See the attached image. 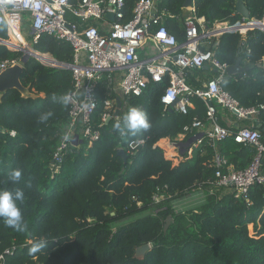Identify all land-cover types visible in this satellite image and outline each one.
Segmentation results:
<instances>
[{
    "label": "trees",
    "instance_id": "16d2710c",
    "mask_svg": "<svg viewBox=\"0 0 264 264\" xmlns=\"http://www.w3.org/2000/svg\"><path fill=\"white\" fill-rule=\"evenodd\" d=\"M185 1L159 2L161 10H168L169 31L179 40L185 34L184 22L179 20L185 13ZM135 2L126 0L127 17ZM236 2L194 0V7L210 27L216 21L236 23L235 31H226L216 40V55L229 65L241 55L243 65L254 66L241 75L227 74L222 86L242 106L258 108L256 121H243L255 128L260 124L264 132V23L259 21L264 20V0H244L251 22L237 12ZM240 22L252 29L237 30ZM0 38H8L4 24H0ZM33 47L57 62L73 61L71 45L49 35H42ZM23 55L21 50L0 44V62ZM194 71L198 76L203 69ZM21 81L35 93L33 98L12 89L0 101V191L23 189L24 200L18 203L28 230L17 232L0 219V256L4 255L5 264H264V186L251 187L248 204L231 186L217 184L212 144L204 140L192 153L177 145L194 136L184 131L186 125L195 118L207 121L203 99L192 96L187 114L166 108L161 100L169 85V76H165L162 82L149 84L143 95L126 100L119 118L102 124L104 100L117 96L105 76L99 83L100 102L93 116L99 139L73 145L55 172L53 154L70 105L54 102L53 95H67L73 89L72 72L30 57ZM188 82L193 88L200 86L191 79ZM131 107L146 112L151 127L121 136L114 125ZM46 112L52 115L41 122ZM181 134H185L182 140ZM137 138L146 141L137 152L128 151L125 161L118 149ZM217 151L236 169L246 168L255 154L253 147L232 137L219 142ZM17 168L22 178L13 184L8 174ZM199 189L207 194L205 203L185 211L174 209L172 201ZM152 209L156 212L151 213ZM249 224L254 227L252 234ZM41 239L47 246L30 255L29 249ZM146 244L149 248L138 252ZM7 249L11 250L8 254Z\"/></svg>",
    "mask_w": 264,
    "mask_h": 264
},
{
    "label": "built area",
    "instance_id": "2783aa9c",
    "mask_svg": "<svg viewBox=\"0 0 264 264\" xmlns=\"http://www.w3.org/2000/svg\"><path fill=\"white\" fill-rule=\"evenodd\" d=\"M160 1L136 0L127 17L126 0H0V24L7 26L8 36L18 39L19 44L14 45L13 40L8 39L7 46L28 45L22 30L25 22L30 21L33 43L46 34L69 43L73 50V61L66 63L74 85L67 94L71 97L69 116L53 154L52 169L60 171V163L73 145L85 140L92 144L99 139L101 133L94 128L93 116L100 102L99 83L105 76L117 96L104 100L102 124L114 118L117 97L123 100L124 108L126 100L143 95L149 84L162 82L169 76V85L161 97L166 108L187 114L192 96L203 99L207 105L206 122L195 118L191 125L184 127L185 132H193L197 137L189 153L204 140L212 144L216 152L211 164L216 169L217 184L231 186L237 197L250 204L251 187L264 186V132L253 125L235 129L223 126L218 118L219 107L228 109L239 120L258 114L257 107L242 106L222 86L230 65L217 57L216 49L219 37L226 31L220 34L213 31L219 24L232 25L216 21L210 27L193 7L192 14L182 19L185 34L179 40L166 25L168 10L159 8ZM109 13L114 15V21L107 17ZM259 21L264 23V20ZM16 62L20 60L1 61L0 73ZM204 66L217 74L201 87L193 88L188 82L189 71ZM16 134L15 130L11 131L12 136ZM231 137L255 149L253 159L244 169H236L217 151L218 143ZM145 141V138L133 139L120 148L137 152ZM159 200L160 197H156V201ZM10 252L7 249L5 253ZM0 264H5L4 255L0 256Z\"/></svg>",
    "mask_w": 264,
    "mask_h": 264
},
{
    "label": "clouds",
    "instance_id": "9594fccd",
    "mask_svg": "<svg viewBox=\"0 0 264 264\" xmlns=\"http://www.w3.org/2000/svg\"><path fill=\"white\" fill-rule=\"evenodd\" d=\"M250 19H248L249 21ZM255 28V27H254ZM251 29V28H250ZM54 102H59L63 105H67L71 97L69 95H63L57 97L53 95ZM52 115L51 112H46L40 116L41 122L47 121ZM151 127L147 113L138 109L137 107H131L128 112L124 115L121 122H117L114 125V129L120 133L121 136L136 135L140 131H146ZM9 180L13 184H18L22 178V170L17 168L13 169L8 174ZM23 189L16 188L15 190H2L0 191V219L6 226L14 229L17 232H26L28 225L24 221L22 210L18 202L24 200ZM47 246V241L44 239L36 242L30 249L29 254H34Z\"/></svg>",
    "mask_w": 264,
    "mask_h": 264
},
{
    "label": "water",
    "instance_id": "95a60500",
    "mask_svg": "<svg viewBox=\"0 0 264 264\" xmlns=\"http://www.w3.org/2000/svg\"><path fill=\"white\" fill-rule=\"evenodd\" d=\"M193 7H194V0H186L184 3V10H185L184 16L191 15ZM236 9H237V12L243 17L244 20H248L251 18L249 8L245 4L244 0H237ZM107 17L109 19H111L112 21L115 20L114 15L111 13H109L107 15ZM26 47L27 46H23V47H21L22 49L20 48L21 51L24 52V55H23V58L21 59V61L12 64L11 66H9L8 68H6L5 70H3L0 73V101L5 97V95L8 93V91L12 90V89L18 90L22 94V96H24V97L33 98L35 96V93H33L31 91V88L29 86H25L22 83L21 75H22V72L24 70V66L30 57H36L38 59V57L36 55H34V53H37L39 51L36 50L32 46L31 48H32L34 53H30V52L26 51ZM51 65L66 68L65 64L64 65L51 64ZM253 66L254 65H243L242 64V56L240 55L237 62L234 65L229 66L228 75H237V74L241 75V74L245 73L246 71H248L249 69H251V67H253ZM262 66L264 68V60L262 62ZM204 69H209V66H204ZM122 103H123V100L121 99V97L120 96L117 97V109L115 110L113 117L119 118L121 110H122ZM171 109H173V108L171 107ZM260 127H261V125L259 124L258 128L260 129ZM196 139H197V137L194 136L188 142H186V145H187L186 148L191 147ZM118 154L121 155L125 159V161L128 160V153L125 149H123V148L118 149ZM170 221H171V219L167 220L166 227H168V224ZM149 246H150L149 244L141 246L140 248H138V252L146 250L147 248H149Z\"/></svg>",
    "mask_w": 264,
    "mask_h": 264
},
{
    "label": "crops",
    "instance_id": "0c3cea01",
    "mask_svg": "<svg viewBox=\"0 0 264 264\" xmlns=\"http://www.w3.org/2000/svg\"><path fill=\"white\" fill-rule=\"evenodd\" d=\"M170 16H173V15H170ZM183 17L182 18H179V20L181 22H183V20H182ZM251 20L252 19H250L249 22H251ZM235 24L232 25V26H226V25H223V24H219L217 26V29H216V34H220L221 32L227 31V30L228 31H235L234 30L235 27H236ZM240 24L242 26L239 29H237V30H240L242 32H245L247 29H250V28H248V26L243 25L241 22H240ZM29 25H30V21L25 22V24L23 25L24 28H26L28 26V29H29V32L27 34L28 35V38L24 34V37H25L28 45H29L28 41L31 40V39H29V36H31V31H30ZM8 39L13 40L12 42H14V45H19L18 42H16L15 38L14 37L11 38V36H8V38H0V44L6 45L7 43L10 42V41H7ZM8 48L11 49L13 47L8 46ZM28 49H30L31 53H34L30 45L28 46ZM34 55H36L39 60H41L42 62H44L46 64H57L58 63L54 59V57L51 56L49 53L37 52V53H34ZM40 55H42V56L40 57ZM43 55L45 57H48V59L47 60H42L43 59L42 58ZM246 65H249V64H246ZM202 69H203V72L201 74H199L198 76L195 75V71H194L195 69L190 70L189 71V77H188V79H191V81L193 83H195V84L199 83L200 86H202L209 79H211L212 76L213 77L215 76V73H216L215 70L211 69L210 67H209V69H204V68H202ZM218 118H219L220 122H223L228 127L241 126V125L245 124L243 120H239L235 115H233V113L231 111H229L228 109H226L224 107H219L218 108ZM256 119H257V116L256 117H253V118H249L248 120L251 123V122L256 121ZM183 137H184V135H180V139L181 140L183 139ZM177 145H178L179 149L181 151H183V152L185 151V148L187 147L186 142H183V141H181L180 143H177ZM189 148L190 147H188L186 149H189ZM201 192L202 193H199L198 194L197 191H194L193 193H191V194H189L187 196H184L182 198H179V199L174 200L173 201V207H174V209H177V211H185V210H180L178 207H183V208H185V209L188 210V209L195 208L197 206L202 205L203 203L206 202V196H205V192L203 190Z\"/></svg>",
    "mask_w": 264,
    "mask_h": 264
},
{
    "label": "rangeland",
    "instance_id": "374dc122",
    "mask_svg": "<svg viewBox=\"0 0 264 264\" xmlns=\"http://www.w3.org/2000/svg\"><path fill=\"white\" fill-rule=\"evenodd\" d=\"M248 22V21H247ZM247 22H245V23H247ZM254 28V27H253ZM260 28V27H259ZM263 29V28H262ZM22 31H24V33H25V36L28 38V32H29V29H28V26L26 27V28H23V30ZM216 38H218V37H216ZM30 39V38H29ZM28 43H29V45L32 47L33 46V42L30 40V41H28ZM28 45V46H29ZM23 46H27V45H23ZM23 46H18V47H15V48H11V49H14V50H21L22 48L21 47H23ZM28 46L26 47V51H28V52H30L31 53V51H30V49H28ZM21 48V49H20ZM36 58V57H35ZM20 61H21V59H19ZM244 125V124H243ZM173 162L176 164V162H177V159L176 158H173ZM197 192H198V194L199 193H202L201 191V189H199V190H196ZM205 196H207V194H206V192H205ZM172 204H173V201H172ZM180 210H187V209H185V208H183V207H178ZM176 211H177V209H175ZM151 213H155L156 212V209H152L151 211H150ZM131 219H133V218H131ZM249 230H250V233L252 234V233H254V227H253V224H249Z\"/></svg>",
    "mask_w": 264,
    "mask_h": 264
},
{
    "label": "bare ground",
    "instance_id": "6f19581e",
    "mask_svg": "<svg viewBox=\"0 0 264 264\" xmlns=\"http://www.w3.org/2000/svg\"><path fill=\"white\" fill-rule=\"evenodd\" d=\"M16 40V39H15ZM18 40V39H17ZM17 40H16V42H17ZM57 64H59V65H67L66 63H60V62H58Z\"/></svg>",
    "mask_w": 264,
    "mask_h": 264
}]
</instances>
